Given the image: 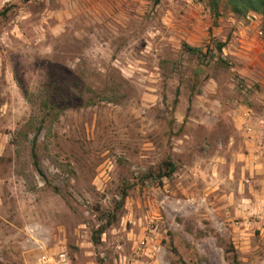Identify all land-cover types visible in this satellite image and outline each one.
Here are the masks:
<instances>
[{"label":"rangeland","instance_id":"1","mask_svg":"<svg viewBox=\"0 0 264 264\" xmlns=\"http://www.w3.org/2000/svg\"><path fill=\"white\" fill-rule=\"evenodd\" d=\"M136 1L111 37L61 33L60 0H0V264H264L262 18Z\"/></svg>","mask_w":264,"mask_h":264},{"label":"crops","instance_id":"2","mask_svg":"<svg viewBox=\"0 0 264 264\" xmlns=\"http://www.w3.org/2000/svg\"><path fill=\"white\" fill-rule=\"evenodd\" d=\"M139 8L136 0H60V9L55 12L54 23L61 29L59 31L64 33L73 32L75 29L69 24L75 25V22L85 25V23L94 24L103 21V29L112 37L125 32L128 18L132 13L135 15ZM95 25L94 33L97 34L99 25ZM77 31L86 33L79 27ZM108 39L111 40L109 37ZM243 41L248 45L251 43L246 38L241 42Z\"/></svg>","mask_w":264,"mask_h":264},{"label":"trees","instance_id":"3","mask_svg":"<svg viewBox=\"0 0 264 264\" xmlns=\"http://www.w3.org/2000/svg\"><path fill=\"white\" fill-rule=\"evenodd\" d=\"M208 6L210 7V9L212 10V12L215 14L218 11V7H219V3L221 0H204ZM226 2V4L229 6L230 11L236 16V17H247V15L250 12H254L257 13L261 16L262 18V23L264 24V0H224ZM8 8H5V10H7ZM218 15V14H217ZM224 46V42H217L216 45L213 47L212 49H209L208 47L205 49V51L203 52L201 48H197V47H191L188 46L187 44H183V49L191 54H195L197 56L200 57V55L203 56V58H205V56H210L213 57L214 54L211 53L216 52L219 53L222 50V47ZM237 84L240 86V88L243 85V81L241 79H237ZM47 105H44V107ZM54 106H51L49 109H54ZM45 109V108H44ZM45 121L44 116H42V125L43 122ZM38 133L40 131L39 127H38ZM35 141V138L34 140ZM32 157H33V164H34V168L36 170V172L38 173V175L41 177V179H43L45 182H47L48 177H47V173L43 170V168L40 166L39 161L37 159V154L35 153L34 149H32ZM176 165L175 163L171 160V159H167L164 162V171L162 173H158L156 174V176H154L153 178H157L158 180H161L162 178H168L169 176H171L172 173L175 172L176 170ZM152 174H149L148 177H151ZM55 192H59V187L58 186H53L52 188ZM126 196V193L124 192L121 196V199L119 201V206H122L123 200ZM101 219L105 220V223L98 226L97 228H95L94 226L91 228V239L92 242H94L95 244L98 243L99 237L100 235L104 232V229L107 225H109L112 221H113V214L110 213H105V212H101Z\"/></svg>","mask_w":264,"mask_h":264},{"label":"built area","instance_id":"4","mask_svg":"<svg viewBox=\"0 0 264 264\" xmlns=\"http://www.w3.org/2000/svg\"><path fill=\"white\" fill-rule=\"evenodd\" d=\"M260 34H261V32H260ZM209 41L210 40H208L207 43H210ZM262 103H264V101H262ZM240 106H242V105H239V107ZM234 113L239 118H241V129L243 130L244 134L247 137L254 135L258 122L254 117V113H253L252 108L248 107L247 105H243L242 111H240V109H238V110H235ZM245 182H248V179H245Z\"/></svg>","mask_w":264,"mask_h":264}]
</instances>
